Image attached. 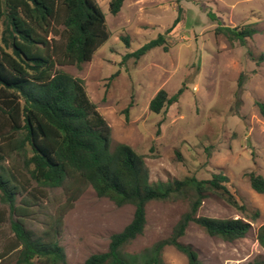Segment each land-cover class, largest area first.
<instances>
[{
    "label": "rangeland",
    "instance_id": "374dc122",
    "mask_svg": "<svg viewBox=\"0 0 264 264\" xmlns=\"http://www.w3.org/2000/svg\"><path fill=\"white\" fill-rule=\"evenodd\" d=\"M105 15L108 41L80 68L61 71L82 80L86 94L111 128L112 148L126 144L142 156L151 183L196 177L208 180L222 173L237 201L235 208L209 194L197 216L241 219L247 235L227 242L189 224L180 242L192 246L201 264H249L264 260L257 230L264 225V194L251 189L247 175L264 177V0H125L120 12L108 11L109 0H96ZM213 14L216 21L210 19ZM168 51L156 48L139 60L127 54L165 34ZM252 24L257 33L244 44L215 35V28ZM127 37L129 47L122 38ZM113 75H115L113 77ZM182 88L178 102L160 114L148 106L159 90L169 97ZM127 110V118L123 111ZM10 168L18 165L6 162ZM28 229L41 231L66 203L62 189H46ZM186 201L152 202L146 226L123 251L137 255L167 238L188 210ZM133 207H117L88 188L63 219L60 237L68 264H82L105 252L110 236L131 221ZM259 217L251 220V215ZM7 206L0 202V264H17V247ZM163 264H187L173 247L162 252Z\"/></svg>",
    "mask_w": 264,
    "mask_h": 264
},
{
    "label": "trees",
    "instance_id": "16d2710c",
    "mask_svg": "<svg viewBox=\"0 0 264 264\" xmlns=\"http://www.w3.org/2000/svg\"><path fill=\"white\" fill-rule=\"evenodd\" d=\"M125 0H109L108 11L117 15ZM208 17L216 21L213 14ZM165 34L125 56L139 60L156 48L168 51ZM257 30L218 25L215 35L244 44ZM106 18L96 0H0V202L7 206L17 247V264H68L60 237L64 216L88 189L117 207L131 205V221L110 236L105 252L82 264H163L162 252L173 247L187 264H201L197 252L180 242L189 224L227 242L244 238L251 226L241 219L221 220L197 216L203 200L214 195L235 208L237 201L226 187L228 178L213 174L208 180L185 177L151 183L142 156L126 144L112 148L111 128L86 94L82 80L58 69L80 68L109 39ZM129 47L127 37L122 38ZM115 75H113L114 77ZM182 88L171 97L159 90L148 109L160 114L178 102ZM264 116V103L256 102ZM127 110L123 113L127 118ZM18 166L7 168L4 163ZM250 187L264 194V177L249 173ZM46 189H62L66 203L41 231L28 229L34 208L46 200ZM186 201L188 210L171 234L137 255L123 251L146 226V207L152 202ZM259 212L251 215L255 221ZM264 247V225L257 230ZM249 264H264V260Z\"/></svg>",
    "mask_w": 264,
    "mask_h": 264
}]
</instances>
